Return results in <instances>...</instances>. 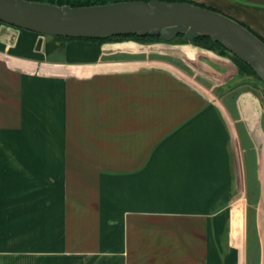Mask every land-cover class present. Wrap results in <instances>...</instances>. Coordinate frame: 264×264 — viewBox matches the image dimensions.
<instances>
[{
  "label": "crops",
  "instance_id": "1",
  "mask_svg": "<svg viewBox=\"0 0 264 264\" xmlns=\"http://www.w3.org/2000/svg\"><path fill=\"white\" fill-rule=\"evenodd\" d=\"M192 2L264 40V0ZM250 79L193 42L0 21V264H264Z\"/></svg>",
  "mask_w": 264,
  "mask_h": 264
},
{
  "label": "water",
  "instance_id": "2",
  "mask_svg": "<svg viewBox=\"0 0 264 264\" xmlns=\"http://www.w3.org/2000/svg\"><path fill=\"white\" fill-rule=\"evenodd\" d=\"M0 21L70 38L126 34L172 41L210 37L247 63L264 82V40L228 14L186 0H115L72 5L43 0H0Z\"/></svg>",
  "mask_w": 264,
  "mask_h": 264
},
{
  "label": "trees",
  "instance_id": "3",
  "mask_svg": "<svg viewBox=\"0 0 264 264\" xmlns=\"http://www.w3.org/2000/svg\"><path fill=\"white\" fill-rule=\"evenodd\" d=\"M49 1L50 2L51 1L52 2H57V3H60V4H63L65 2H69L72 5H85V4H92V3H98L99 2V1H95V0H71V1H63V0L53 1V0H49ZM189 1H192V0H189ZM58 37H63V36H58ZM64 38H70V37H64ZM114 38H116V39H118V38L119 39H121V38H134V39L141 40V41H165L159 35H150V34H147V35L126 34V35L103 36V37H98V38H80V39H104V40H108V39H114ZM177 40L184 41V42H193V43H196V44H200V45H202L204 47H208V48H212V49H218V50H221V51L228 52V53L231 54V56L236 61V63L238 64L239 68L242 71H246L250 75L251 74H255L260 79V77L256 74V72L252 69L251 66H249L247 63H245L240 58H238L233 53H231L222 43L214 41L210 37L200 36V37H197L194 40H188L185 37V35L180 34L172 41H177Z\"/></svg>",
  "mask_w": 264,
  "mask_h": 264
},
{
  "label": "rangeland",
  "instance_id": "4",
  "mask_svg": "<svg viewBox=\"0 0 264 264\" xmlns=\"http://www.w3.org/2000/svg\"><path fill=\"white\" fill-rule=\"evenodd\" d=\"M43 1H49V0H43ZM53 1H57V0H53ZM63 1H71V0H63ZM95 1H99L98 3H105L106 2V0H95ZM109 1H112V0H109ZM55 3H57V2H55ZM65 3L70 4L69 2H65ZM92 4H96V3H92ZM251 78L252 79H250V81L247 83L249 85V87L257 88L258 90L264 92V82H262L255 74H251ZM73 264H96V263L95 262H82L79 259H74Z\"/></svg>",
  "mask_w": 264,
  "mask_h": 264
}]
</instances>
